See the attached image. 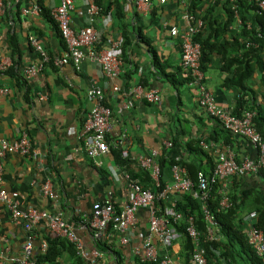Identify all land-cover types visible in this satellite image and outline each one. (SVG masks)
<instances>
[{
  "label": "crops",
  "instance_id": "crops-1",
  "mask_svg": "<svg viewBox=\"0 0 264 264\" xmlns=\"http://www.w3.org/2000/svg\"><path fill=\"white\" fill-rule=\"evenodd\" d=\"M20 1L24 9L30 8L29 0H4L0 9V60L10 61L11 67L16 68L21 83L26 79L28 86L19 87L15 79L0 76V143L3 140H16L23 133H27L33 142L36 157L10 155L4 162V187L18 193L24 207L62 213L67 221L74 223L75 216L91 217L93 206L106 199L112 198L119 210L127 204V173L116 163L111 150L91 158L78 139V133L94 107V102L87 94L94 82L102 88L106 104L112 110L111 130L107 138L111 143L121 146L122 150L128 151V157L132 161L140 162L154 149L159 150L160 154L165 153L168 160H191L192 157L198 159V156L191 154L197 145L207 155L201 156V164L211 171L220 153L229 147L227 141H231L230 148L239 161L258 159L257 149L246 139L236 135L230 139L220 138L222 126L199 106L198 94L190 83L176 88L167 78L176 73L175 68H181L184 73L182 75L186 78L181 66V39L170 33L173 27H178L180 31L186 28L180 0H167L164 5L158 0H152L149 5L141 4L139 0H120L122 17H118L114 7L109 14L97 17L94 25L99 38L96 49L107 51L117 42L120 59L123 54V32H127L130 38V44L125 49L127 63L123 62L122 75L116 80L108 77L99 65L87 59L81 63L80 69L72 64H56L55 61L68 53L57 26L40 15L23 12L18 15L17 4ZM42 1L50 11L62 2ZM73 2L71 20L74 27L89 25L84 15L89 0ZM218 20L227 21L226 14L223 12ZM142 36L149 43L142 41ZM31 37L55 60L53 64H45L41 72L28 80L25 76L26 69L42 64V56L33 48ZM225 37L228 38L227 35ZM12 39L18 41L20 49L15 63L10 56ZM152 52L167 65L165 75L156 70ZM223 60L222 55L213 56V61L205 69V84L221 107L232 110L235 105L234 92L227 88L226 83L233 75L220 70L218 63ZM230 66L235 71L240 68L236 64ZM138 82L146 85L145 87L159 88L163 106L134 100L135 106L126 109L125 104L131 97L115 93L113 86ZM245 83L254 91L250 102L264 108V78L261 72L256 71ZM28 87L29 101L25 96ZM2 88L8 89L7 95L1 93ZM168 141L173 144L170 148L165 147V142ZM133 168L137 169L135 164ZM162 176L166 185L172 187V169L164 168ZM243 179V189L264 187L258 177L247 176ZM48 182L52 187L54 200L45 194ZM170 194L176 195L175 192ZM136 217L137 225L127 235L130 240H134L139 232H146L149 226L148 209H140ZM38 233L39 238L51 234L45 225H40ZM76 234L88 250L93 249L94 239L89 229H76ZM109 234L105 239L123 253L124 264H134L136 257L133 254L134 245H131L133 243L122 245L123 234L113 231ZM24 243L25 232L12 223L10 212L1 207L0 250L8 247L11 255H18ZM181 252L179 238L171 248V264L185 263ZM102 264L118 263L113 256H105Z\"/></svg>",
  "mask_w": 264,
  "mask_h": 264
},
{
  "label": "built area",
  "instance_id": "built-area-1",
  "mask_svg": "<svg viewBox=\"0 0 264 264\" xmlns=\"http://www.w3.org/2000/svg\"><path fill=\"white\" fill-rule=\"evenodd\" d=\"M3 1L0 0V9L3 6ZM29 1L30 8L23 9L22 12L40 15L37 0ZM158 1L162 5L167 2V0ZM192 1L194 0H180L186 28L183 31H180L178 27H173L170 30L173 37H180L181 39V66L185 72V77L190 80V85L196 89L199 106L203 111L225 130L249 141L259 154L256 161L249 159L239 161L233 149L226 147L218 156L216 166L211 174L199 173L198 186L202 192L200 199L206 202L216 185L220 186L219 193L226 196L235 178L261 175L264 171V137L254 125L256 115L254 112H247L242 118L235 116L231 109L221 107L214 94L206 87V77L201 64L202 47L195 41V37L203 30L204 22L196 19L190 13L189 4ZM253 1L264 12V0ZM89 2L84 13L89 22L87 26L74 27L71 20V11L74 10L73 0H62L61 4L51 11L58 31L68 48V53L55 63L58 65L72 64L75 68L80 69L81 63L87 59L99 65L108 77L116 80L123 72V63L118 58L119 44L114 42L107 51H96L95 47L99 38L94 25L97 17L101 14V9L96 4L97 0H89ZM139 2L149 5L152 0H139ZM30 42L42 56V64L32 65L26 69L25 76L28 80L35 77L43 70L44 65L50 62V58L37 40L31 37ZM10 67V61L0 60V76H4ZM113 90L117 94L123 93L131 97L125 104L126 109H132L135 106L134 100H144L159 107H162L164 103L159 88L145 87L141 82L131 85L114 84ZM8 92L6 88L1 89V93L4 95H7ZM87 94L88 98L94 102V107L88 114L82 130L78 133V139L81 141L86 154L95 158L110 152L107 137L111 130L112 110L106 104L104 92L96 82ZM201 143L203 144V141ZM172 146V142H165L166 148ZM10 155L36 157L33 142L27 133H23L16 140H3L0 143V209L5 207L10 212L12 223L25 232V243L21 252L18 255H11L8 247L0 250V264H36L37 253H44L48 249L47 243L40 242L38 233L40 225H45L51 234L66 238L73 243L78 254L87 260L88 264H102L104 255L95 248L88 250L83 240L77 236L76 229L93 231V239L96 242L98 239L107 238L110 235L108 230L111 227L113 232L124 235L121 244L128 245L132 242L135 257L147 263H157L161 257L160 248H172L180 238L175 227L181 221H185L183 214L175 210L174 203L165 209L163 215H159L156 206L157 201L167 199L168 194L173 191L186 192L193 188L192 181L187 177V171L180 166L172 168L173 186L166 185L158 194L141 184L130 182V177L127 175L129 197L123 209H117L112 198H109L93 206L91 217H85L81 223L75 224L67 221L62 213H50L34 207H24L19 194L4 187V162ZM122 155L127 158L129 156L128 151L123 150ZM160 155V151L154 149L149 156L140 160L141 166L151 172L157 187L161 186L162 174L158 163ZM45 194L54 200V193L49 182L45 186ZM221 205L224 208L229 207L227 197H224ZM140 209L149 210V226L146 232H139L134 236V240H130L127 235L130 230L136 227V215ZM203 211L206 219L210 222L208 238L214 240L216 235L214 219L205 205ZM186 221V231L193 242L192 262L194 264H209L194 217L189 216ZM246 222L248 225V244L262 258L264 264V233L258 227L259 214L256 211L251 212L246 218ZM6 242H8L7 239ZM159 264H171L170 256L166 255Z\"/></svg>",
  "mask_w": 264,
  "mask_h": 264
},
{
  "label": "trees",
  "instance_id": "trees-1",
  "mask_svg": "<svg viewBox=\"0 0 264 264\" xmlns=\"http://www.w3.org/2000/svg\"><path fill=\"white\" fill-rule=\"evenodd\" d=\"M37 3L40 7V16L57 26L51 11L44 5L45 3L42 0H37ZM120 3V0H97L96 2L101 9V15L109 14L114 7L118 12V17H122ZM4 4L6 5V1ZM23 9L24 6H22L20 1L17 4L18 15L22 14ZM189 10L196 19L204 22L202 32L195 37V41L202 47V70L205 73V69L208 63L213 61L214 55L223 56L224 60L220 61L218 66L220 70L233 75L226 83L227 88L234 92L235 105L232 109L233 114L242 118L245 113L254 112L256 114L254 125L264 137V108L257 107L256 103L252 104L250 102V96L254 95V91L250 90L245 83L247 79L252 78L256 71H260L264 78V12L259 9L253 0H194L190 2ZM223 12L226 14L227 21L219 22V16ZM123 35V54L120 60L122 63H127L125 49L130 44V38L127 32H123ZM141 40L149 43L148 39L143 36ZM11 48L10 56L15 63L20 54L18 41L12 39ZM96 51L99 52L100 50L96 49ZM152 54L156 70H158V73L165 75L167 65L161 62L162 60L155 52H152ZM48 57L50 58L49 64H53L55 59L50 55ZM231 64H236L240 68L235 71L231 69ZM175 70L176 73L168 75L167 78L176 88L190 83L189 79L183 77L184 73H182L181 68H175ZM16 72L15 67H10L4 76L15 79L19 87L28 86L26 79H23V84L21 83ZM29 94L30 89L28 87V91L25 94L27 101H29ZM219 133L220 138L224 139H230L234 136L223 127ZM107 142L116 163L126 170L127 175L130 177V182L141 184L145 188L151 189L155 194L165 188L166 183L162 175L161 186L157 187L149 170L144 169L140 162L137 163L129 157H123L121 146L111 143L108 138ZM226 144L229 147L232 145L231 141H227ZM195 146L191 154L198 156V159L197 157H192L191 160L187 158L168 160L165 153L160 155L158 163L161 174L166 167L172 169L175 166H180L187 171V177L192 181L193 188L186 192L173 191L176 193L175 196L169 193L167 199L157 201L156 206L159 215H163L165 209L174 203L175 210L183 214L185 221L189 216L194 217L209 264H263L262 258L248 244L246 218L251 212L256 211L260 218L258 227L264 233V187L243 189L242 181H244L243 178L245 177L240 178V180L235 178L226 196L219 193L220 186L216 185L211 192L210 198L203 202L200 199L202 192L198 186L199 173L211 174L216 163L211 171L206 170L200 160H202L201 156L207 155L201 147ZM133 164L136 165V170L133 168ZM258 178L260 182L264 183V171ZM224 197L228 198L229 207L227 208L221 205ZM204 205L215 222L216 235L214 240L208 238L210 222L206 219L203 211ZM73 221L75 224H79L83 221V218L75 216ZM185 221H181L175 228L180 235L181 253L185 257L184 264H193V242L187 234V221ZM108 232H112L111 227ZM91 234L94 236L93 231H91ZM40 242L47 243L48 249L44 253H37L36 264H88V261L78 254L75 245L66 238L49 234L40 238ZM93 248L103 253L104 257L113 256L118 264H124L123 253L118 251L108 239H98L93 243ZM166 255L171 256V248H162L161 257L157 263H147L140 258H136L134 264H159Z\"/></svg>",
  "mask_w": 264,
  "mask_h": 264
}]
</instances>
